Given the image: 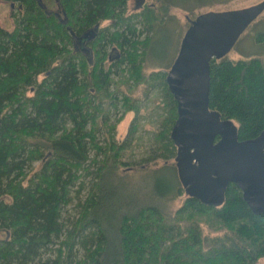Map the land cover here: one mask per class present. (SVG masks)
Wrapping results in <instances>:
<instances>
[{"label":"trees","instance_id":"16d2710c","mask_svg":"<svg viewBox=\"0 0 264 264\" xmlns=\"http://www.w3.org/2000/svg\"><path fill=\"white\" fill-rule=\"evenodd\" d=\"M6 1L19 6L14 27L0 26V231L8 234L0 238V264H258L264 214L253 213L237 184H228L218 204L183 186L156 182L148 199L127 187L123 172L137 162L126 159L127 140H117L115 124L108 123L118 101L111 74L122 63H128L127 80H152L163 92L157 146L142 162L176 163L171 131L177 102L167 72L146 74L149 64L142 62L154 37L139 40L135 26L142 18L155 28L167 0H146L133 11L128 0H61L60 17L46 15L34 0ZM112 18L120 29L93 40L91 55L73 47L84 30ZM112 45L123 54L107 62ZM210 74V108L235 124L239 140L256 137L264 129V55L213 58ZM123 105L139 109L129 96ZM103 125L105 144L99 139ZM74 200L78 216L71 219Z\"/></svg>","mask_w":264,"mask_h":264},{"label":"water","instance_id":"95a60500","mask_svg":"<svg viewBox=\"0 0 264 264\" xmlns=\"http://www.w3.org/2000/svg\"><path fill=\"white\" fill-rule=\"evenodd\" d=\"M263 10L264 0L246 8L204 12L190 20L166 76L177 102L171 137L187 193L218 204L233 182L254 214H264V129L256 137L239 140L235 124L210 108V62L224 58Z\"/></svg>","mask_w":264,"mask_h":264},{"label":"rangeland","instance_id":"374dc122","mask_svg":"<svg viewBox=\"0 0 264 264\" xmlns=\"http://www.w3.org/2000/svg\"><path fill=\"white\" fill-rule=\"evenodd\" d=\"M153 1V0H150ZM149 1V2H150ZM263 0H167L165 6L166 11L162 22H158L155 28H148V25L142 21V18L135 20V26L138 30L139 40L143 42L148 36H152L153 42L149 49L148 61L142 63L149 64L146 74L153 71L168 72L171 68L180 48L182 38L190 25V20L196 18L199 14L208 11H226L246 8L257 5ZM0 2H2L0 0ZM8 4V3H7ZM0 3V26L7 29L14 27L11 6ZM134 0L130 1V10L133 8ZM17 7V3H16ZM134 22V21H133ZM113 27H111V31ZM115 46V45H113ZM112 46H109L111 49ZM108 49V50H109ZM141 46L139 47V57H142ZM255 55H264V10L262 13L248 26V28L240 36L231 51L224 59L237 61ZM109 62V61H107ZM128 63H122L119 67L125 72H113V84L110 88L116 89L118 93L117 109H111L109 113V124H115L114 136L119 141H126L124 156L129 161H136L134 169L124 171L128 174L126 180L127 187L137 196H145L149 198L153 195V185L161 182L160 185L171 189L175 186H182V181L178 174V168L175 160L156 159L149 163L142 162V158L153 153L157 146L155 133L162 124L164 118V108L162 104L163 92L157 85L151 86L152 80L136 83L134 79L127 80L129 76ZM114 68L117 66H113ZM123 75H122V74ZM127 76V77H126ZM126 77V78H125ZM129 96L138 106L139 109H126L123 105V97ZM136 125L135 131H130L131 125ZM107 126L103 125L99 133L101 144H105L108 136ZM131 132V133H130ZM39 166V163H35ZM86 186L90 184L92 176L84 178ZM84 188L81 192V198L84 199L88 188ZM173 191V190H171ZM140 192V194L138 193ZM175 192V191H174ZM174 192L172 195H174ZM184 196L174 198L173 207L176 208ZM77 200L69 205L71 219L77 218ZM7 232L0 231V238L6 237ZM77 257L82 256L83 251L78 248ZM51 254L48 250L47 254ZM44 255V257L46 256ZM258 264H264V258Z\"/></svg>","mask_w":264,"mask_h":264},{"label":"flooded vegetation","instance_id":"af4514ba","mask_svg":"<svg viewBox=\"0 0 264 264\" xmlns=\"http://www.w3.org/2000/svg\"><path fill=\"white\" fill-rule=\"evenodd\" d=\"M3 4H9L11 6L12 12H11V16L14 12H17L18 9L16 7V3L19 6V2H10V1H6V0H1ZM36 2V4L39 6V8L44 11L46 13V15L48 16H56V17H60L61 16V0H34ZM130 1L128 0V4H127V10H130ZM146 0H134V4L132 5V9L136 10L138 8H141L145 5ZM7 4V5H8ZM118 11L120 12V10L118 9ZM121 24L119 23V20L117 18H112V19H101L95 27H90L86 30H84L81 34L79 38H76L74 40V48L76 49H80L89 53L87 55H91V53L93 52V40L98 39V37L100 36V34H104L107 33L108 31H111V27H113V31H116L118 29H120ZM93 29V31H92ZM108 30V31H107ZM96 34L93 36V33ZM86 35H88L87 37H85ZM83 36V37H82ZM92 36V37H90ZM90 37V38H89ZM72 47V48H73ZM109 49V47H108ZM108 61L109 62H115V61H119L121 59L122 56V50L119 47V45L113 46L112 48L108 50ZM182 186L184 187L185 192L187 193V188L182 184Z\"/></svg>","mask_w":264,"mask_h":264}]
</instances>
